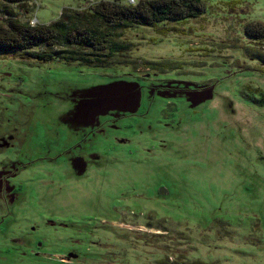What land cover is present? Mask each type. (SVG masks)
Instances as JSON below:
<instances>
[{
    "label": "rangeland",
    "instance_id": "1",
    "mask_svg": "<svg viewBox=\"0 0 264 264\" xmlns=\"http://www.w3.org/2000/svg\"><path fill=\"white\" fill-rule=\"evenodd\" d=\"M201 3L97 66L0 53V264H264V0Z\"/></svg>",
    "mask_w": 264,
    "mask_h": 264
},
{
    "label": "trees",
    "instance_id": "2",
    "mask_svg": "<svg viewBox=\"0 0 264 264\" xmlns=\"http://www.w3.org/2000/svg\"><path fill=\"white\" fill-rule=\"evenodd\" d=\"M2 1L16 4L27 0ZM201 5V0H137L134 4L102 0L79 11L61 14L47 24L31 26L8 18L5 26H0V53L21 52L38 61H78L97 66L126 49V45L108 43L106 26L117 29L120 36L129 27L194 17L201 11ZM249 27L257 28L263 35L261 24L247 25V32ZM40 46L45 49L31 50Z\"/></svg>",
    "mask_w": 264,
    "mask_h": 264
},
{
    "label": "built area",
    "instance_id": "3",
    "mask_svg": "<svg viewBox=\"0 0 264 264\" xmlns=\"http://www.w3.org/2000/svg\"><path fill=\"white\" fill-rule=\"evenodd\" d=\"M134 2H135L134 0H128L127 1V4H134ZM28 24L31 25V26H33V25L38 24V22H37L36 18L32 16V18H30L28 20Z\"/></svg>",
    "mask_w": 264,
    "mask_h": 264
}]
</instances>
